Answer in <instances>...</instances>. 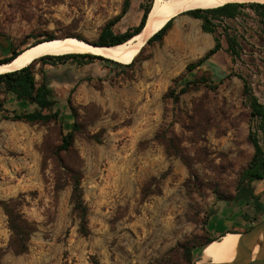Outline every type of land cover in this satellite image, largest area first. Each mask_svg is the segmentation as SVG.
Returning a JSON list of instances; mask_svg holds the SVG:
<instances>
[{
  "label": "rangeland",
  "instance_id": "rangeland-1",
  "mask_svg": "<svg viewBox=\"0 0 264 264\" xmlns=\"http://www.w3.org/2000/svg\"><path fill=\"white\" fill-rule=\"evenodd\" d=\"M145 3L130 0L113 32L137 25ZM122 4L0 0V42L8 40L10 51H17L52 34L94 44ZM212 22L214 33H208L200 19L178 14L161 41L145 44L131 64L35 62V80L40 83L44 72L57 120L3 118L36 106L0 86L7 111L0 112V201H21L37 226L27 252L15 255L7 249L10 232L0 206V247L6 249L0 264H200L206 240L238 234L264 219V178L243 184L260 210L253 201L233 199L254 154L250 133L264 153V121L250 108L253 99L264 106V17L242 8L233 19ZM214 36L221 43L208 58L214 66L188 70L213 47ZM231 38L237 43L233 54ZM5 56L0 51V59ZM74 120L79 126L71 150L57 151ZM159 132L170 138L168 152L156 139ZM61 161L80 168L87 236L78 232ZM157 180L160 193L143 195V185L155 189ZM181 245L195 246L189 262Z\"/></svg>",
  "mask_w": 264,
  "mask_h": 264
},
{
  "label": "trees",
  "instance_id": "trees-1",
  "mask_svg": "<svg viewBox=\"0 0 264 264\" xmlns=\"http://www.w3.org/2000/svg\"><path fill=\"white\" fill-rule=\"evenodd\" d=\"M153 0H146L145 4H141L140 9L142 10V14L140 16L139 22L137 25L133 27H129L123 32L115 33L111 29V26L118 22L121 17L126 13L129 8L130 0H123L122 9L119 15L115 16L100 32L98 41L94 43V45L107 46V45H115L122 43L134 35L138 34L141 29L144 27L147 15L151 9ZM242 8H249L253 10L255 13L264 17V4L260 3H227L218 8L211 9H191L186 13L193 18L200 19L202 21L201 29L204 32L214 33L213 30V20L219 19H233L238 11ZM173 19V18H172ZM172 19L168 20L164 26H162L155 34H153L147 41L146 44H150L153 41H161L164 36L166 30L170 27L172 23ZM57 38L52 34L45 35L43 39L36 40L33 44H36L42 40L54 39ZM214 44L213 47L209 49V51L197 62L188 64L186 68L188 70H192L194 68L200 67L203 64H208L213 67L214 64L208 62V58L216 53L221 48L220 40L217 36L213 37ZM32 44V43H31ZM11 43L8 40L0 42V51L6 54L4 58L0 59V64L7 63L11 61L20 50L10 51ZM230 52L233 54L236 52L237 43L235 39H230L228 43ZM135 56L131 63H133L136 58L140 55L142 49ZM67 59L71 60H79L84 59L88 62L94 61L95 59L106 60L102 56L92 55V54H66L60 56H42L41 58L34 61H40L42 64H52L54 65L56 62H64ZM109 60V59H107ZM111 60V59H110ZM33 62L28 66H25L21 69L0 73V86L2 87V92L5 94L14 95L15 99L22 102H27L30 104H34L36 108L27 113L22 114H14L9 117L3 115V118H9L12 120H21L25 122H43L47 123L52 120H57L58 118V110L54 107L55 101L51 96V90L46 83V77L44 72H41L42 80L38 83L35 80L32 65ZM129 63V64H131ZM185 88H181L179 93H183ZM68 107L72 110V114L76 115V111L71 105L70 99H67ZM251 108V116L257 117L264 121V106L257 103L255 99L250 102ZM7 112L4 108V100L0 99V112ZM79 126L77 120L72 122L70 130L62 135L61 143L57 147V151L69 152L72 148L73 141V132L77 130ZM249 140L251 141L254 147V154L252 159L249 161L247 167L243 170L238 186L237 192L233 199L235 201H239L240 199L245 198L246 204H250L253 201L256 211L261 209V204L258 203L257 198L251 196L249 198L246 197L245 190L246 187L243 186L244 182L251 180H261L264 178V153L261 145L259 144L258 138L255 133L249 134ZM156 139L163 143L168 152V142H170V138H168L164 133H157ZM100 141V139H97ZM264 141V138H263ZM59 171L66 174V182L71 185V193H70V202L72 205V212L78 220V232L87 236L89 234V226H88V208L83 199V191L81 188V172L80 168L76 164H70L65 161H61L59 164ZM57 175V173H56ZM155 180V178H153ZM248 184H246L247 186ZM243 189L241 192L240 190ZM143 195L150 194H159L160 186L159 181L155 185V189H151L148 183L144 184L141 189ZM21 201L18 199H9L7 201L1 200L0 206L6 215L7 218V226L10 232L7 249L13 252L15 255H20L26 253L28 250V242L33 232L36 231L37 226L36 223L32 220H29L21 209ZM247 218V216H244ZM214 241V238L206 240L205 245L210 244ZM181 250L185 253L186 261H190L192 256V249L195 247L193 245H181ZM203 247V248H204ZM6 253V249L0 247V261L3 255Z\"/></svg>",
  "mask_w": 264,
  "mask_h": 264
},
{
  "label": "bare ground",
  "instance_id": "bare-ground-1",
  "mask_svg": "<svg viewBox=\"0 0 264 264\" xmlns=\"http://www.w3.org/2000/svg\"><path fill=\"white\" fill-rule=\"evenodd\" d=\"M227 3L264 4V0H153L144 27L138 34L122 43L100 46L73 36L57 37L50 40L44 39L21 49L11 61L0 64V73L21 69L32 62L34 63L42 56H60L74 53L102 56L128 64L132 62L139 50L145 45V42L168 20L191 9H213ZM238 238L239 233H229L220 240H214L205 245L201 251L202 262H229L234 256ZM261 239L262 236L258 238L255 244L253 256L257 252Z\"/></svg>",
  "mask_w": 264,
  "mask_h": 264
},
{
  "label": "water",
  "instance_id": "water-1",
  "mask_svg": "<svg viewBox=\"0 0 264 264\" xmlns=\"http://www.w3.org/2000/svg\"><path fill=\"white\" fill-rule=\"evenodd\" d=\"M260 236L262 239L258 244L256 254L253 256L255 244ZM200 264H264V219L249 229L239 232L232 260L223 263L202 262Z\"/></svg>",
  "mask_w": 264,
  "mask_h": 264
},
{
  "label": "crops",
  "instance_id": "crops-1",
  "mask_svg": "<svg viewBox=\"0 0 264 264\" xmlns=\"http://www.w3.org/2000/svg\"><path fill=\"white\" fill-rule=\"evenodd\" d=\"M210 45V44H209ZM208 46V44H206V47Z\"/></svg>",
  "mask_w": 264,
  "mask_h": 264
}]
</instances>
